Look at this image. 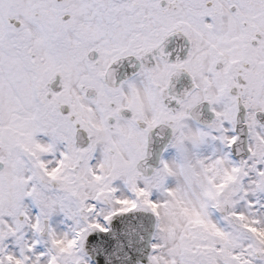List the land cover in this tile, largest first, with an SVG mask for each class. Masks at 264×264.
<instances>
[{
    "label": "snow or ice",
    "instance_id": "obj_1",
    "mask_svg": "<svg viewBox=\"0 0 264 264\" xmlns=\"http://www.w3.org/2000/svg\"><path fill=\"white\" fill-rule=\"evenodd\" d=\"M135 212L147 264H264V0H0V264H88Z\"/></svg>",
    "mask_w": 264,
    "mask_h": 264
},
{
    "label": "water",
    "instance_id": "obj_2",
    "mask_svg": "<svg viewBox=\"0 0 264 264\" xmlns=\"http://www.w3.org/2000/svg\"><path fill=\"white\" fill-rule=\"evenodd\" d=\"M153 223L151 220L144 221L142 223V229L136 232V240H140V244L137 247L136 253L139 254L137 257L145 256L148 249L149 238L152 233ZM92 250L97 257H103L108 255H119L121 247L115 245L111 239L99 238L98 241H94ZM100 259V258H98ZM100 262V261H98ZM101 264V263H100Z\"/></svg>",
    "mask_w": 264,
    "mask_h": 264
},
{
    "label": "flooded vegetation",
    "instance_id": "obj_3",
    "mask_svg": "<svg viewBox=\"0 0 264 264\" xmlns=\"http://www.w3.org/2000/svg\"><path fill=\"white\" fill-rule=\"evenodd\" d=\"M180 47H181V42L179 40H177L175 37H173V42H172L171 47L169 48L168 51H171V50L174 51V49H179ZM171 53H172V55L169 58L170 61H174L176 59L177 55H179L181 59H183L184 55H185V53L183 51H179V52L174 51ZM129 59L133 63V67H134L133 75L128 77V79H131L134 77L135 73L139 70V63L135 60V58H129ZM136 64L138 65L137 71H136ZM117 78H119V77H117ZM123 80H126V79L118 80L117 83H119L120 81H123ZM188 83H190V86H191L190 79L185 74H181L179 77L173 78V80L171 81L170 92H174L175 94L179 95L180 93H182L184 91V89L187 88Z\"/></svg>",
    "mask_w": 264,
    "mask_h": 264
}]
</instances>
